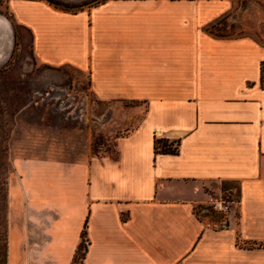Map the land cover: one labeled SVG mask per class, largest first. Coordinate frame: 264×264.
<instances>
[{
  "label": "crops",
  "instance_id": "obj_1",
  "mask_svg": "<svg viewBox=\"0 0 264 264\" xmlns=\"http://www.w3.org/2000/svg\"><path fill=\"white\" fill-rule=\"evenodd\" d=\"M242 1L243 15L264 10ZM235 2L103 0L70 12L9 0L38 63L86 74L97 102L142 111L113 155L16 162L7 264H76L83 230L81 264H264V248L248 246L264 242V43L207 31ZM156 139L176 153H156ZM222 182L238 185L226 228L195 214L222 198Z\"/></svg>",
  "mask_w": 264,
  "mask_h": 264
},
{
  "label": "rangeland",
  "instance_id": "obj_2",
  "mask_svg": "<svg viewBox=\"0 0 264 264\" xmlns=\"http://www.w3.org/2000/svg\"><path fill=\"white\" fill-rule=\"evenodd\" d=\"M103 0L77 3L51 0L56 8L75 12ZM9 0H0V15L12 29L13 47L9 60L0 66V102L9 105L7 119L11 130L8 142L7 228L9 227L10 187L18 180L15 164L19 160H54L88 162L95 157L114 153L118 137L134 129L142 106L135 103L106 104L91 95L86 74L70 68H51L38 63L32 55L30 33L18 26L8 9ZM47 2V1H46ZM236 0L232 12L220 17L207 31L221 37L248 35L264 43V10L256 4L251 17L241 10L251 4ZM139 108V110H138ZM222 199L238 202V185L216 184ZM199 217L211 224L224 216L211 207L197 208ZM221 215V218H219ZM83 254V250L79 255ZM76 264H81L77 259Z\"/></svg>",
  "mask_w": 264,
  "mask_h": 264
},
{
  "label": "trees",
  "instance_id": "obj_3",
  "mask_svg": "<svg viewBox=\"0 0 264 264\" xmlns=\"http://www.w3.org/2000/svg\"><path fill=\"white\" fill-rule=\"evenodd\" d=\"M50 4L58 6L57 3L51 2V0H44ZM216 36V35H215ZM221 37V36H216ZM261 81L264 82V69L261 71ZM0 102V264H7L8 256V228H7V196H8V171H9V161H10V149H9V139L11 136V130L9 127V121L7 119V112L9 105L5 102ZM173 144L168 143L164 139H156L154 141V150L156 153L162 154H175L177 151L176 148H172ZM201 209V208H200ZM210 208H207L209 210ZM199 211L196 209L195 214L199 217ZM221 218V215H219ZM82 242L78 247V251L75 256L74 262H77L79 258L80 261L84 258V252L86 250V241H85V231H82L81 234ZM240 244L239 239L237 241ZM249 247H259L264 248V242L262 243H251ZM83 250V254L78 256L80 251Z\"/></svg>",
  "mask_w": 264,
  "mask_h": 264
},
{
  "label": "bare ground",
  "instance_id": "obj_4",
  "mask_svg": "<svg viewBox=\"0 0 264 264\" xmlns=\"http://www.w3.org/2000/svg\"><path fill=\"white\" fill-rule=\"evenodd\" d=\"M77 3L82 0H64ZM13 47V36L10 23L6 18L0 15V66L9 60Z\"/></svg>",
  "mask_w": 264,
  "mask_h": 264
},
{
  "label": "built area",
  "instance_id": "obj_5",
  "mask_svg": "<svg viewBox=\"0 0 264 264\" xmlns=\"http://www.w3.org/2000/svg\"><path fill=\"white\" fill-rule=\"evenodd\" d=\"M177 145L173 144L172 148H176ZM212 208L215 212L220 213L222 215H225L226 213H228V211L230 210V202L228 200H224L222 198H220L218 201H216L213 205ZM218 227L220 228H226L227 227V223L225 218L222 219L219 223H218Z\"/></svg>",
  "mask_w": 264,
  "mask_h": 264
}]
</instances>
